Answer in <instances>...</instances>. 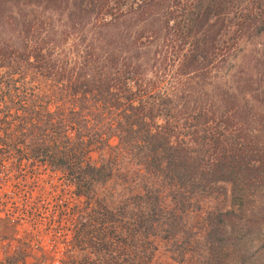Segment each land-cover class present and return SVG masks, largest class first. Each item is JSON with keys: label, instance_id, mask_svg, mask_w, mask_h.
Returning <instances> with one entry per match:
<instances>
[{"label": "trees", "instance_id": "trees-1", "mask_svg": "<svg viewBox=\"0 0 264 264\" xmlns=\"http://www.w3.org/2000/svg\"><path fill=\"white\" fill-rule=\"evenodd\" d=\"M27 7L61 30L13 17L0 143L84 198L63 264H264V101L227 75L264 0H0V19Z\"/></svg>", "mask_w": 264, "mask_h": 264}, {"label": "rangeland", "instance_id": "rangeland-1", "mask_svg": "<svg viewBox=\"0 0 264 264\" xmlns=\"http://www.w3.org/2000/svg\"><path fill=\"white\" fill-rule=\"evenodd\" d=\"M26 14L30 16L35 14L54 31L61 30L59 25L62 24V18L58 14L48 13L35 7L17 11L6 8L0 19V43L11 44L16 39L17 31L11 25L13 17ZM237 48L236 58L227 72L228 78L239 91L250 92L258 100L264 101V33L243 40ZM247 99L252 105H256L253 103L254 98L247 96ZM111 143L115 144L116 140H112ZM90 158L92 160L97 158L95 151L91 152ZM22 159V151L9 152L0 143V205L6 208L12 217L21 219L19 226L12 224L10 220L1 221L0 258L19 250L29 264L34 263L37 258L44 259L46 264H55L57 260L62 261L63 252L67 248L66 241L62 237L67 231L66 224L71 220V215L64 212V208L71 211L75 201H72L67 192L62 193V217H59L62 219L60 231L62 236L58 230L54 233L51 228V230L44 229V223L53 219L55 204L54 201L45 198L46 187H36L37 185L33 184L31 173L37 174V171L33 170L26 161L21 163ZM26 197V206H24L22 199Z\"/></svg>", "mask_w": 264, "mask_h": 264}, {"label": "built area", "instance_id": "built-area-1", "mask_svg": "<svg viewBox=\"0 0 264 264\" xmlns=\"http://www.w3.org/2000/svg\"><path fill=\"white\" fill-rule=\"evenodd\" d=\"M26 161L31 168L37 171V174L31 173L33 176V184L38 187H46L45 198L54 201L56 211H54L53 219H49L48 222L44 223V229L48 228V230H53L54 233L58 230L61 235V227H62V193L67 192L70 196L72 201L74 200L75 203L71 207V211L68 208H64V212L66 211L69 215H71V220L69 223L66 224L67 231L63 234L62 239L66 241V249L63 252V259L62 261L57 260L55 264H63L64 262V254L67 249L70 247V243L72 241L74 231H75V224H76V216L77 210L83 205L84 198L78 195L76 187L74 183L67 177V175L59 169L53 168L46 162H41L37 159L31 158L28 155H23V159L21 163ZM43 177V179H42ZM40 199L42 197H39ZM38 199V200H40ZM27 197L22 199V203L26 206ZM53 209V208H52ZM2 220H10L12 224H16L19 226L21 224V219L18 217H12L9 214V211L0 205V223ZM52 223H51V222ZM58 227H60L58 229ZM65 227V228H66ZM51 228V229H50ZM62 236V235H61ZM38 259V258H37Z\"/></svg>", "mask_w": 264, "mask_h": 264}]
</instances>
